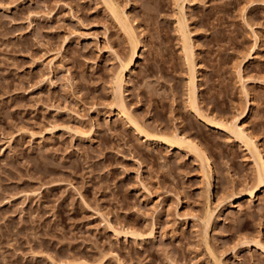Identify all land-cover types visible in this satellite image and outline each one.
<instances>
[{
  "label": "rangeland",
  "instance_id": "obj_1",
  "mask_svg": "<svg viewBox=\"0 0 264 264\" xmlns=\"http://www.w3.org/2000/svg\"><path fill=\"white\" fill-rule=\"evenodd\" d=\"M107 1L0 0V264H264V0Z\"/></svg>",
  "mask_w": 264,
  "mask_h": 264
},
{
  "label": "bare ground",
  "instance_id": "obj_2",
  "mask_svg": "<svg viewBox=\"0 0 264 264\" xmlns=\"http://www.w3.org/2000/svg\"><path fill=\"white\" fill-rule=\"evenodd\" d=\"M106 1V0H105ZM109 1V0H108ZM107 1V2H108ZM112 1V0H111ZM114 2V1H113ZM109 4V3H108ZM111 5V7H112V11L116 14V16H117V14H118V11H117V6L116 5H114L113 3L112 4H110ZM184 7V6H183ZM119 8V7H118ZM184 9V8H183ZM128 17V16H127ZM127 17H125V18H123V20L122 19H120V24H122L123 25V30L124 31H126V33L130 36V38L131 39H137L138 38V36H136V33L134 32V29H133V27H132V25H130L129 23H128V21L126 20L127 19ZM119 19V18H118ZM183 33V32H182ZM185 33V32H184ZM126 34V35H127ZM135 34V35H134ZM127 35V36H128ZM137 37V38H136ZM139 39V38H138ZM137 39V40H138ZM186 39V38H185ZM136 40V41H137ZM133 42V41H132ZM185 43H187V40H186V42ZM140 44H142L141 42L139 43H137V44H135V43H133V45H132V47H131V52H129V54H128V56L126 57V58H124V57H121V56H119V60H120V71L118 72V74H117V79H116V82H117V88H116V93H117V96L118 95H120L119 97H120V99L122 100V102H119V103H121L120 104V109H119V111H118V114H121V115H127L128 116V121L140 132V133H142V134H144V135H146V137H153L154 135H151V134H149V132H147V130H145L144 129V126H142L140 123H139V121H137V119L136 118H134L132 115H130V114H128V112L126 111V107H125V104H124V102H123V97H122V89H123V84H124V82H125V72L127 71V70H130L131 72H134V68L132 67V65L134 64H136V62H135V59L138 57V56H141V54H140V49H139V47H140ZM189 44V43H188ZM190 45V44H189ZM186 47H187V44H186ZM192 48H190V50H191ZM189 46L187 47V51H188V53L187 54H189ZM190 53L191 54H189L188 55V58L189 57H191L192 59H195L194 58V54H195V52L193 53V51H190ZM187 58V59H188ZM190 63V68H192V71H194V73L192 74L191 73V86H189V88H190V90H191V92H190V97L192 96V98L191 99H196L197 98V87H198V85H197V72H196V65H194V63H193V61L191 62V61H189ZM196 64V63H195ZM133 65V66H134ZM192 66V67H191ZM193 66H194V68H193ZM194 69V70H193ZM196 69V70H195ZM243 78V77H242ZM243 80V79H242ZM243 82H244V85H245V81L243 80ZM121 90V91H120ZM245 92H246V94L249 92V90L248 91H246V89H245ZM120 93V94H119ZM192 94V95H191ZM248 95H249V93H248ZM116 96V97H117ZM118 97V98H119ZM120 100V101H121ZM239 121V120H238ZM235 122V123H232V125L230 124H224V122L223 123H221V122H215V123H213V125L215 126V127H218V128H223V129H227V130H231L232 131V133L239 139V140H241L243 143H246L245 145H248L249 146V148L251 149L252 148V150H254V154H255V157H256V166H257V176H256V184H255V187H254V189L251 191V194H252V197H254L255 198V191L256 190H261L263 187H264V154H263V151H262V149L257 145V143L253 140L254 138H253V136L248 132V130H247V128L245 127V123H241V122ZM155 137V136H154ZM158 138V137H157ZM160 138H164V139H166L167 140V138L168 137H164V135L162 136V135H160ZM186 139V138H185ZM189 140V139H188ZM188 140H185V141H188ZM188 142H190L189 144L190 145H192L193 146V148L195 149V151H199L201 148H199L198 147V144L196 143V142H194V140L193 141H188ZM187 143V142H186ZM200 151H202V150H200ZM203 152V151H202ZM202 152L201 153H199L198 152V155L199 156H201V157H204L203 156V154H202ZM206 156V155H205ZM205 159H206V157H204ZM210 171V170H209ZM208 171V173L210 174V172H212V170L209 172ZM210 176H211V174H210ZM208 177H209V175H208ZM252 199V198H251ZM209 219H211V218H209ZM209 219H206V220H208V221H210ZM208 221H206V222H208Z\"/></svg>",
  "mask_w": 264,
  "mask_h": 264
}]
</instances>
